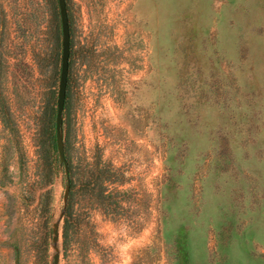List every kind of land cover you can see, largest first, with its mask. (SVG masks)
<instances>
[{"label":"rangeland","instance_id":"1","mask_svg":"<svg viewBox=\"0 0 264 264\" xmlns=\"http://www.w3.org/2000/svg\"><path fill=\"white\" fill-rule=\"evenodd\" d=\"M65 1L57 141V2L0 0V264H264V0Z\"/></svg>","mask_w":264,"mask_h":264},{"label":"water","instance_id":"2","mask_svg":"<svg viewBox=\"0 0 264 264\" xmlns=\"http://www.w3.org/2000/svg\"><path fill=\"white\" fill-rule=\"evenodd\" d=\"M60 21L61 32V54H60V70L58 80V90L56 98V112H55V136L57 141L60 139V130L62 125V114L64 110L66 98L67 77L69 71V55H70V32H69V19L66 8L65 0H56ZM59 143V142H58ZM59 157L67 170V161L63 148L58 144Z\"/></svg>","mask_w":264,"mask_h":264},{"label":"trees","instance_id":"3","mask_svg":"<svg viewBox=\"0 0 264 264\" xmlns=\"http://www.w3.org/2000/svg\"><path fill=\"white\" fill-rule=\"evenodd\" d=\"M70 57V55H69ZM67 82H68V78H67ZM67 87V86H66ZM65 105V104H64ZM69 181H70V191H69V204H70V201L72 200V196H73V188L75 187L74 183H73V180H72V175L69 174Z\"/></svg>","mask_w":264,"mask_h":264}]
</instances>
